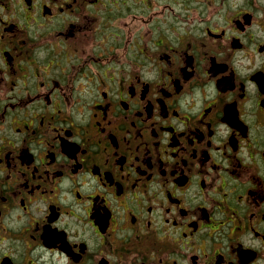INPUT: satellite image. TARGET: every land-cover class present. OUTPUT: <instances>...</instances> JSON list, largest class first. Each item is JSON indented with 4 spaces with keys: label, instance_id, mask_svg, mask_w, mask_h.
<instances>
[{
    "label": "flooded vegetation",
    "instance_id": "1",
    "mask_svg": "<svg viewBox=\"0 0 264 264\" xmlns=\"http://www.w3.org/2000/svg\"><path fill=\"white\" fill-rule=\"evenodd\" d=\"M0 264H264V0H0Z\"/></svg>",
    "mask_w": 264,
    "mask_h": 264
}]
</instances>
